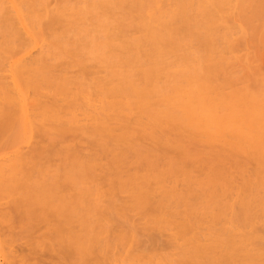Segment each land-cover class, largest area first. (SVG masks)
<instances>
[{"label":"bare ground","instance_id":"1","mask_svg":"<svg viewBox=\"0 0 264 264\" xmlns=\"http://www.w3.org/2000/svg\"><path fill=\"white\" fill-rule=\"evenodd\" d=\"M250 1L0 0V151L11 129L24 130V141L38 138L29 152L18 147L0 158V206L11 203L0 207V227H12L13 213L45 225L62 264H264L256 227L264 222V84L257 95L233 87L231 63L242 59L224 54H237L239 30L250 39L234 24L238 14L251 15L241 12ZM35 47L37 56L25 59ZM87 60L104 75L89 77ZM59 63L80 74L56 71ZM224 131L245 138L230 147L233 135ZM69 136L83 137L91 152L80 153ZM133 212L171 230L176 252L129 253ZM118 217L126 223H114ZM4 238L0 252L13 243ZM11 257L0 264H13Z\"/></svg>","mask_w":264,"mask_h":264},{"label":"rangeland","instance_id":"2","mask_svg":"<svg viewBox=\"0 0 264 264\" xmlns=\"http://www.w3.org/2000/svg\"><path fill=\"white\" fill-rule=\"evenodd\" d=\"M252 1H250V2L253 5L248 3L247 7L246 6L243 7L242 11L241 10L240 11L243 12V13L246 12L245 14H247V12H248L249 14L252 15L251 11H249L247 8H249L250 5H251L252 8H255V7L259 8L260 5H261V7H260L261 9L259 8L260 10L258 12H259L260 17H264V16H261V14H260L261 10L264 11V6H262L264 4L261 3V2H264V0H254L253 3H252ZM256 1L258 3H256ZM246 4H247V2H246ZM257 4H258L259 7L257 6ZM253 6H255V7H253ZM251 7H250V10H252V12L255 11V13L258 14V12H257L258 9L255 8L256 10H253V9H251ZM223 8H225V6ZM244 8H245V12L243 11ZM227 9H229V8L227 7ZM237 10H239V9H237ZM262 11H261V13L264 14V12H262ZM233 12H236L235 8L233 9ZM241 12H239V13H241ZM255 13H253V14L256 15V19L257 20H255V16L253 17L254 18L253 19L251 17V15L249 16L247 14V16L241 17V15H243V14H240V16H239L238 13H235V14H238L237 17H236L238 21H236V20H235L236 22L233 21V22H235L234 23L236 25L235 27L238 26L241 29V26H242L243 30H244V28H247L246 31H248V32L245 31V36H244L243 33L242 34L246 38H248L249 37L248 34H250L251 36L249 38L251 39V37L253 36V38H252L253 41L250 42L251 41L250 39L244 40L243 38H238V37H241L240 32H243V31H240L238 29L239 30L238 33L236 32L233 35V36H235L234 37L235 38V42L232 41V44H233V42L236 44L234 48L238 47L237 48L238 51L236 50L237 54L232 52V47H233L234 44L232 45L231 50H230L232 53L230 54V52L225 51L224 54L227 53V55H225V57L227 56L226 58H228V60H227L228 62L230 61L229 59L234 57L232 54L237 55L238 58L241 57L240 59H242V60L238 59L240 62L237 61L236 58H235V60L237 61V63H241V64H242V62H244L242 65L244 66V64H245V66H246V69H244L245 66L244 67L240 66L241 64L240 65L239 64H233V63H236V62L231 63L232 65L230 63L229 64L227 63V65L234 66L233 67L234 69L232 67L231 68L233 69L232 71H234V75L236 76V78H235V76H231V73H232V72L230 73L231 69L229 70V72L226 71L227 75H225V77H229V76L234 77L232 79H234V81L236 80V82L232 83L233 87H236V88L238 87V89L241 91V88H239V87H242V86L244 87L245 86L244 88L242 87L243 89H245L248 86V88H246L247 90L250 89V91L251 90L255 91V89H257V91H256V95H257L261 90H264V89H262L264 87H262V85H261V84H264V41H262V40H264V36H261V35H264V30H262V29H264V26H262V25H264V20H262L260 22L261 18L259 19V15L255 14ZM257 16H258V18H257ZM245 17H248L249 20H248V18H246V20H245ZM251 18L254 20V23H253V20ZM262 19H264V18H262ZM244 20L246 22L247 21H249V22L246 23ZM241 21H243V22H241ZM256 21H257V24H256ZM250 23L254 24V25H251ZM258 23H261L260 27L262 26L261 27L262 29L260 28V32L261 33L258 32L259 31V29H258L259 28L258 27L259 24ZM234 24H233V26H234ZM246 25L249 27V30H248V27H246ZM243 26H244V28H243ZM256 28L258 30H256ZM254 29L257 31V33L255 32ZM235 31H237V30L235 29ZM249 31L251 33H249ZM92 32H93L92 34H94V31H92ZM128 33H134V31L131 29V27L128 28ZM254 34L258 35L257 36L258 38H256V40L258 39L257 40L258 43H255V44H253V42L255 41L254 38L256 37V35H254ZM259 34H260V36H259ZM260 37L262 38V40H261ZM232 39H233V37H232ZM1 40L2 39L0 37V42H1ZM243 40L246 41V43H248V42L251 43V47L250 48H249L250 45L247 44L248 50H247V48H245L246 45L244 44ZM238 42H239V44L241 46H239V44H237ZM256 44H258V45H256ZM242 46H245V47H242ZM227 50H229V49H227ZM39 51H40L39 47H35L24 58L25 59H29V58L35 57V56H37ZM233 51L235 52V50H233ZM246 53H249V55L246 54ZM250 53H251V55H250ZM228 54H229V56L231 58L228 57ZM16 55H18V54H16ZM19 55L21 56V54H19ZM20 56H18V57H20ZM18 57L16 56V58H18ZM251 57H253V60H252ZM245 59H247V60H245ZM248 59H251V61L250 60L248 61ZM232 60L235 61L234 58L231 59V62H232ZM87 61H88L87 62V66H88L89 77H93V76L102 77L104 75L103 70L100 67H98V65L95 64L94 61H91V60H87ZM250 62H252V63H250ZM4 63H6V60L4 61ZM249 63H250V66H249ZM58 65L59 66L57 67L56 71H60V70H63V69L66 68V65L64 63H59ZM229 68H230V66H229ZM246 71H247V76L245 75ZM66 72H67L66 73L67 76L76 77L77 75L80 74V69H79V67H68V68H66ZM2 73L3 74L4 73L7 74L6 70H5V72H2ZM259 86L262 87V88L260 87L261 88V89H259L260 91L258 90ZM251 88H255V89H251ZM230 89H231V87L229 85H226L224 91L226 93H229ZM254 91H253V93H254ZM261 93H264V92H261ZM220 113H222V112H220ZM237 121L235 120L236 124L233 121H232L231 124L234 123L235 127L240 125L242 130H243L242 132H244V131L246 133L248 132L249 133V134L247 133L248 136L245 134V132L241 133V134L246 135V139L248 137L250 138L251 135L253 136L252 131H250L246 127H244L245 125L243 124L244 123L243 121H240V120H237ZM234 124H233L232 127H234ZM18 128L19 127H17L16 129L15 128L11 129L12 131L9 130L5 135H3V139H2V143H1L2 150L0 151V158H6V157L10 156L14 152V150L17 149L18 147H20L24 152H29V150L31 148H33L32 146H34L36 144L35 142H37L38 138L35 135L33 137L29 138L28 140L24 141L26 139V134H24V130H22L21 128H19V129ZM20 131H21V134H20ZM228 132L226 133L224 131V133H226V134L223 133L222 135H224V136L225 135H227V136L233 135L234 137L236 136V135L232 134V132H229V133ZM219 133H222V132L219 131ZM215 135L217 136L218 132H216ZM220 136L221 135H219V137ZM233 136H231L232 138L231 137L230 138L235 143L233 141L230 142L231 143L229 145L230 147L232 145L233 146L237 145V143L240 144V142H242L241 140H244V138H245V136H243L244 137L243 138L240 135V136H238V137H241L239 139L240 141L239 140L235 141ZM221 137H222V140L224 141L223 136H221ZM238 137H235V138H238ZM212 138L211 139L208 138L207 140H205L207 142L211 141L210 142L211 146L209 145L210 143L208 144L209 147H212V142L214 141V140H212ZM217 138L218 137H216V139ZM230 138L229 139L227 138V140L230 141ZM21 140H22V142H21ZM219 140L221 142V139L218 138L216 140L217 142L214 143V144L217 145ZM18 141H20V142H18ZM85 141L86 140L83 137L81 139H74V138H72L70 136L66 140L67 143L71 144L74 147H77L78 150L80 151V153H82L83 155L84 154H88V153L91 152L90 147L88 148L86 146L87 143ZM198 142H199L198 146H201V147L205 146L204 144L206 142H204V140H203L204 144L201 143L199 140H198ZM214 144H213V147H215ZM221 144H220V147L222 146L221 148H223V147L224 148H226V147L228 148V145H227L228 143L224 144V145H226V147L223 144L222 145ZM208 145H206L205 147H207ZM218 147H219V145H218ZM104 161H105V158H102L101 162H104ZM58 163H59V157L57 155L53 156L51 161H50V164L52 165V167H53V165L58 164ZM227 163H228L227 164V168H228L229 172H231V174L233 176H236L233 164L230 162V160L227 161ZM199 166L201 168V165H198V164L195 163L194 170L196 172L199 169L198 168ZM250 167L252 168V165H249V169H251ZM236 179H237V181H239L238 176H236ZM117 199L120 202H122V201L127 200L128 197L124 193H118L117 194ZM105 206H106V203L103 205V208ZM0 207H1V209H6V208L9 209L11 207V203L8 200H2ZM13 216H14L13 221H12V223L10 222L12 224V227L10 226L11 228L9 230H8V228H9L10 224L7 226V224L5 223L6 225H5L4 229L2 228L4 224L0 225V226H2V227H0V229H1L0 230L1 238H4V236H6V238H7L8 236H10L11 237L10 241H11V239L13 240V243H11L12 244L11 247H8L7 250L5 248V250H3L4 253L2 251L0 252V254L3 255V258H2V255H0V261L1 262H4L6 260V258H7V261H5V262L8 263V261H9L8 257L9 256H13V257H11L13 259L12 260L13 264H25V263H27V264H31L32 263L33 264L34 262H38L39 264H62L63 259H62L61 249H60V246L58 245V243L55 242V241H47V240L44 239L45 235L48 232V229H47L48 227H46L45 225L40 224V223H38L37 225L32 226V225H29L28 223H26L25 221L21 222L19 220V218H18V214L17 213H13ZM130 216H131L130 220H132L133 224L135 225V227H134L135 238L131 242L130 246L126 247L127 251L129 250V253H131L132 255H135V256L141 255L142 259H144V258L146 259L147 257H150V258H151V256L154 257V255H156V254H158V255L159 254H161V255L162 254H174L176 252V249L170 243L171 239H172V236H171L172 231L171 230H160V229L157 230V229L153 228L151 225H148L147 218H144V217L140 216V214H138L137 212L130 213ZM115 218L117 219V217H115ZM115 218L113 219V222H114ZM120 218H119L118 221L115 220L116 222H114V223H117L119 225L121 223L125 224L126 220H124L123 218H121V219H123V220H121ZM123 221H125V223ZM256 227H257V230L260 232V234L264 235V222L258 223L256 225ZM2 232L4 233V235L2 234ZM6 240H8V238ZM9 250L11 251L12 255H11V253L7 254ZM5 252H7V253H5ZM5 255L8 256V257L5 258ZM117 262H116V264H117ZM113 264H114V262H113Z\"/></svg>","mask_w":264,"mask_h":264}]
</instances>
